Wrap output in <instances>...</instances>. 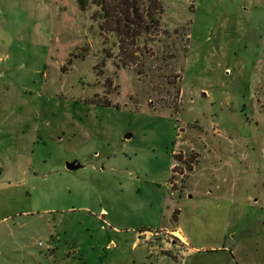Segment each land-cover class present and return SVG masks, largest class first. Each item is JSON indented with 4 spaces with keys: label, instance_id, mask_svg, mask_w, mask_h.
Wrapping results in <instances>:
<instances>
[{
    "label": "rangeland",
    "instance_id": "1",
    "mask_svg": "<svg viewBox=\"0 0 264 264\" xmlns=\"http://www.w3.org/2000/svg\"><path fill=\"white\" fill-rule=\"evenodd\" d=\"M118 1L0 0V264H264V0Z\"/></svg>",
    "mask_w": 264,
    "mask_h": 264
},
{
    "label": "trees",
    "instance_id": "2",
    "mask_svg": "<svg viewBox=\"0 0 264 264\" xmlns=\"http://www.w3.org/2000/svg\"><path fill=\"white\" fill-rule=\"evenodd\" d=\"M116 3V2H115ZM102 8L108 12L106 6L110 5L105 2ZM121 16H116L115 26L117 29L123 28L127 33L135 28L150 30L155 24L158 25L159 21L156 16V11L161 13L163 10L162 3L159 0H119L114 7ZM111 18V15L108 16ZM118 17H123L118 19ZM113 21V22H114ZM176 157V156H175Z\"/></svg>",
    "mask_w": 264,
    "mask_h": 264
},
{
    "label": "water",
    "instance_id": "3",
    "mask_svg": "<svg viewBox=\"0 0 264 264\" xmlns=\"http://www.w3.org/2000/svg\"><path fill=\"white\" fill-rule=\"evenodd\" d=\"M80 167H81V165L77 164L76 162L69 163V164L67 165V168H68L69 170H75V169H78V168H80Z\"/></svg>",
    "mask_w": 264,
    "mask_h": 264
},
{
    "label": "crops",
    "instance_id": "4",
    "mask_svg": "<svg viewBox=\"0 0 264 264\" xmlns=\"http://www.w3.org/2000/svg\"><path fill=\"white\" fill-rule=\"evenodd\" d=\"M181 235L184 237V235L182 233H181ZM183 239L186 241V238L185 237Z\"/></svg>",
    "mask_w": 264,
    "mask_h": 264
},
{
    "label": "built area",
    "instance_id": "5",
    "mask_svg": "<svg viewBox=\"0 0 264 264\" xmlns=\"http://www.w3.org/2000/svg\"><path fill=\"white\" fill-rule=\"evenodd\" d=\"M40 244H42V242Z\"/></svg>",
    "mask_w": 264,
    "mask_h": 264
},
{
    "label": "bare ground",
    "instance_id": "6",
    "mask_svg": "<svg viewBox=\"0 0 264 264\" xmlns=\"http://www.w3.org/2000/svg\"><path fill=\"white\" fill-rule=\"evenodd\" d=\"M181 235V234H180ZM182 236V235H181Z\"/></svg>",
    "mask_w": 264,
    "mask_h": 264
}]
</instances>
